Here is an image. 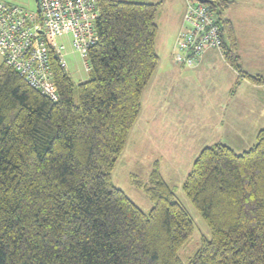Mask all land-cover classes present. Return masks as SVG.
Instances as JSON below:
<instances>
[{
  "label": "trees",
  "instance_id": "obj_1",
  "mask_svg": "<svg viewBox=\"0 0 264 264\" xmlns=\"http://www.w3.org/2000/svg\"><path fill=\"white\" fill-rule=\"evenodd\" d=\"M97 43L88 78L74 84L54 53L52 101L0 65V264H264V129L237 153L216 143L201 150L182 189L209 229L189 263L179 249L192 222L157 164L134 181L152 202L141 211L111 182L159 62L157 4L98 0ZM221 54L241 67L229 20L216 12Z\"/></svg>",
  "mask_w": 264,
  "mask_h": 264
},
{
  "label": "rangeland",
  "instance_id": "obj_2",
  "mask_svg": "<svg viewBox=\"0 0 264 264\" xmlns=\"http://www.w3.org/2000/svg\"><path fill=\"white\" fill-rule=\"evenodd\" d=\"M25 10H35V0H3ZM127 2L159 3L156 9L155 22L157 35L155 49L161 54L157 65L169 68L172 65V53H175L172 36L185 3L177 0H117ZM224 1V0H219ZM229 2L230 18L236 20L243 16L248 0H225ZM223 9L216 7V12L225 16ZM246 11V10H245ZM261 16V26L264 18ZM260 19V20H261ZM259 20V21H260ZM258 21L257 27L260 26ZM264 30V28H263ZM257 42L258 48L264 42ZM67 38L59 39L65 42ZM66 45L64 52L65 70L74 84V103H77L76 86L88 78L83 60ZM162 50L166 57L162 56ZM2 59L0 56V65ZM212 66V67H211ZM205 66L196 74L189 69L179 68V78L173 76L168 81L153 80L147 83L141 96V109L134 123L125 148L117 159L111 173L112 184L120 189L141 211L148 214L153 204L138 188L134 181L148 182L149 173L157 163L163 180L174 193L175 200L188 214L193 231L189 240L178 251L183 263H189L203 238L209 239L210 232L200 214L185 195L182 185L191 170L192 164L202 149L216 142L227 144L235 152L243 148L248 141L255 144L256 137L233 134L224 128V99L227 95L217 88L215 65ZM171 81V82H170ZM149 85V86H148ZM235 85V84H234ZM236 87V85H235ZM231 90H235V88ZM259 98L264 93L258 94ZM154 120H157L154 122ZM253 144V145H254ZM239 153V152H237ZM241 153V152H240Z\"/></svg>",
  "mask_w": 264,
  "mask_h": 264
},
{
  "label": "built area",
  "instance_id": "obj_3",
  "mask_svg": "<svg viewBox=\"0 0 264 264\" xmlns=\"http://www.w3.org/2000/svg\"><path fill=\"white\" fill-rule=\"evenodd\" d=\"M185 3L181 29L175 42L174 59L188 68L196 65L209 49L221 52L222 37L215 11L197 0ZM98 0H38V8L25 10L0 0V56L32 89L52 101L57 91L50 69V53L65 68L68 44L89 65L87 52L97 43ZM67 38L65 42L59 39Z\"/></svg>",
  "mask_w": 264,
  "mask_h": 264
},
{
  "label": "crops",
  "instance_id": "obj_4",
  "mask_svg": "<svg viewBox=\"0 0 264 264\" xmlns=\"http://www.w3.org/2000/svg\"><path fill=\"white\" fill-rule=\"evenodd\" d=\"M177 1H181L182 4L184 3L183 0ZM152 4L159 5L160 2ZM246 5V11H243V16H241L240 19L236 18V20H233L230 18V15L226 14L225 10L228 11V6L224 10L225 16L222 15V18L229 20L232 24L237 40V51L243 70L250 75L264 77V42L261 43L260 48H258L257 45V42L262 39L260 31H264V27L261 26L262 19L260 16L261 14L263 16L262 18H264V0H248ZM183 14L184 10L181 12L180 18H178L175 35L174 37L172 36L173 44L179 30L181 29ZM258 21L260 22V26L257 27L256 25ZM155 51L158 55L156 49ZM159 55L161 56L160 52ZM159 55L158 58L160 62L161 59ZM174 55L175 53L173 52L172 65L169 68L163 67V65H157L150 82L153 80H161L163 82L168 81V79L173 76L179 78L180 71L178 67L189 69L192 73L196 74L197 72L202 71L205 66L215 65L213 67L214 69H217L216 83L214 84L217 91L215 93H219L224 89V93L227 95V98L224 99L225 130L231 131L233 134H242V132H244L246 135L254 138L259 130L264 129V97H258L259 93H264V85H255L246 79H240L236 88L235 85L239 79V75L225 62L221 52L218 50H206L196 65L191 68L177 63L174 59ZM162 56L166 57L164 50H162ZM233 86L236 88L234 91L231 90ZM156 121L157 120H154V122ZM253 144L254 143L248 141V144H244L243 148L237 152H244L251 148ZM224 145L228 146L227 144Z\"/></svg>",
  "mask_w": 264,
  "mask_h": 264
},
{
  "label": "water",
  "instance_id": "obj_5",
  "mask_svg": "<svg viewBox=\"0 0 264 264\" xmlns=\"http://www.w3.org/2000/svg\"><path fill=\"white\" fill-rule=\"evenodd\" d=\"M197 1H199L200 3H205V4H213V0H197ZM35 2H36V7L38 8V0H35Z\"/></svg>",
  "mask_w": 264,
  "mask_h": 264
}]
</instances>
